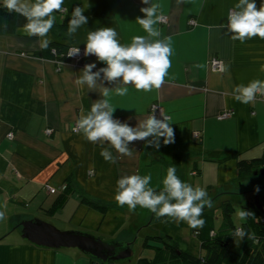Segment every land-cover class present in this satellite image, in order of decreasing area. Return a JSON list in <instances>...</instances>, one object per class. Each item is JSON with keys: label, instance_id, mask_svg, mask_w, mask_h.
I'll return each mask as SVG.
<instances>
[{"label": "crops", "instance_id": "crops-1", "mask_svg": "<svg viewBox=\"0 0 264 264\" xmlns=\"http://www.w3.org/2000/svg\"><path fill=\"white\" fill-rule=\"evenodd\" d=\"M21 2L31 6L35 0ZM249 2H255L257 10L264 5V0ZM238 3L239 0H148L147 4L142 0H64L61 9L69 21L75 8L84 9L82 15L87 22L72 33V46L84 50L88 33L103 27L114 28L117 41L125 47L133 36H146L137 23L138 17L143 18L140 9L160 5V18L154 28L161 34L146 36V40L151 43L171 37V66L161 87L150 92L137 91L131 83L124 84L122 78L108 80L100 71L107 65L95 55H85L78 62L71 60L60 67L40 58L37 54L42 49L41 41L54 42L50 30L46 37L29 36L24 27L9 33L0 31V264H89L91 258L76 249L40 248L21 238L20 223L38 219L36 215L40 213L68 225L67 230L98 235L104 242L128 244L132 256L134 237L145 228L153 230L147 234L149 237L166 235L180 250L194 257L200 255L199 238L194 235L200 227L192 228L175 217H157L154 221L153 213L140 206L130 212L127 205L117 204L114 194L118 179L150 174L146 190L151 188L156 195L163 192L168 198L163 179L167 169L174 167L176 175L189 187L197 183L206 189V197L234 195L239 182L233 155L238 160H256L264 154V96L258 93L251 103L234 99L237 85L264 80V39L245 38L241 43L232 39L234 33L227 28L230 11L242 10L235 7ZM211 59L219 61L221 71L211 69ZM89 64L95 65L94 83H77ZM117 88H127V94L117 96ZM105 89L107 97L103 95ZM105 99L114 108V121L138 131L144 130L142 126L150 118L152 106L157 105L174 130L173 142L165 144L164 138L157 135L125 142L131 153L125 156L106 140L88 142L80 127L73 132L78 121L90 114L92 105ZM223 113L231 115L218 118ZM102 149H107L112 161L100 155ZM69 177L75 190L63 208L49 216L47 210L63 194ZM244 183H239L241 190ZM255 183L240 195L248 193L249 202L258 198L259 204L264 185L258 183L261 186L255 192ZM47 187L55 192L50 194ZM80 194L108 204L109 209L101 213L80 205ZM169 203L176 201L170 199ZM140 214L150 215L151 222H140ZM131 230L130 240L121 238ZM240 241L234 235L231 249H237ZM146 245L161 244L149 241ZM153 256L154 251L148 255Z\"/></svg>", "mask_w": 264, "mask_h": 264}, {"label": "clouds", "instance_id": "clouds-1", "mask_svg": "<svg viewBox=\"0 0 264 264\" xmlns=\"http://www.w3.org/2000/svg\"><path fill=\"white\" fill-rule=\"evenodd\" d=\"M63 2L64 0H35V3L29 6L28 3H22L21 0H2V5L9 12L20 14L27 20L24 30L29 36L46 37L54 23L51 14L54 11H61ZM142 3L147 4L148 0H142ZM235 7L242 8V10L232 11L227 17V28L231 33H234L232 39L239 40L241 43L245 41V38L264 39V5L257 10L255 2L239 0ZM159 8V4H152L150 7L140 9L143 18L138 17L137 23L147 37H156L161 34L158 28H154L160 18L157 15ZM83 11L84 9L80 7L73 10V18L68 24L69 34L74 33L80 25L87 22V17L82 15ZM44 17L50 18L43 19ZM116 36L117 32L112 27H103L89 32L85 55H95L99 61L107 65L100 71L110 81L122 78L124 84L131 83L137 91L150 92L153 89H159L171 66L169 59L172 55L171 37H166L165 41L156 40L150 43L146 40L145 35H135L131 38V44L125 47L117 41ZM49 43L48 39L42 40L41 48H47ZM94 67V64L86 65L84 75L77 83L87 82L91 86L97 75L92 73ZM261 71L264 72V65L261 66ZM127 91V88H117L115 93L117 96H125ZM234 91L238 93L234 96L235 100L240 103H251L258 93L264 96V80H252L247 86L239 84ZM103 95L108 96L107 89L104 90ZM113 111L114 108L105 99L93 104L90 114L78 121V126L83 129L88 142L95 143L97 140H106L118 153L129 156L131 153L125 142L144 140L151 135L163 137L165 144L174 140V130L166 121L157 120L153 116L144 122L142 126L144 130L138 131L114 121L111 118ZM106 153L107 149H102L100 155L106 161H112L111 155ZM151 179L150 174L130 175L118 179L116 182L118 190L114 194V200L121 207L127 205L130 212L140 206L155 213L157 217H175L177 221H184L192 228L203 226L204 220L197 217L202 216V209L208 202L194 204V201H200L207 196L206 189L193 190L176 175L174 167H169L163 179L164 191L168 193V198H166L163 192L156 195L151 188L146 190L145 186ZM255 191H259L258 186ZM169 199L175 200L176 203H169ZM157 206H160L158 210ZM238 215L243 220L252 213L238 211ZM2 218L3 213H0V219ZM236 235L242 238L245 235L244 229H239Z\"/></svg>", "mask_w": 264, "mask_h": 264}, {"label": "trees", "instance_id": "trees-1", "mask_svg": "<svg viewBox=\"0 0 264 264\" xmlns=\"http://www.w3.org/2000/svg\"><path fill=\"white\" fill-rule=\"evenodd\" d=\"M64 15L65 11L62 9L51 14V17L54 18V23L50 32L54 42L48 44L47 48L41 49L37 54L40 58L54 61L55 64L63 63V65L73 60L67 55L69 49L73 47V38L72 34L67 31L69 20ZM26 23L27 20L22 15L9 12L3 7L2 0L0 1V31L2 33L12 32L16 28L24 27ZM233 158L236 160L238 173L236 179L239 183L253 182L256 178L252 176V172L257 169H264V154L256 160H238L235 154ZM72 182L71 177L65 181L63 194L47 210L49 216L63 208L70 194L75 190ZM79 197V204L92 210L104 213L109 209L108 204L85 194H80ZM243 199L245 203L242 205V211L250 212L252 215L243 219V222L237 228L232 223V206L228 201H224L221 206L223 226L217 230L212 229L210 212L208 210L203 211L201 219L204 220V224L199 230L194 231V235L199 238L200 242L201 252L198 257L180 250L178 245L166 235L164 237L156 235L149 237V235H146L141 245L142 250L152 247L154 256L152 258L139 257L136 264H172L174 262H180V264H264V213L257 209L253 202H249L250 196L248 193L243 195ZM246 201H248L247 204ZM259 205L264 208V195L259 199ZM241 228L244 229L245 235L242 238L240 237L239 247L232 250L230 247L232 237ZM149 241L160 243L161 245L158 247L150 245L151 247H148L149 245L146 244ZM89 264H99V262L89 259Z\"/></svg>", "mask_w": 264, "mask_h": 264}, {"label": "water", "instance_id": "water-1", "mask_svg": "<svg viewBox=\"0 0 264 264\" xmlns=\"http://www.w3.org/2000/svg\"><path fill=\"white\" fill-rule=\"evenodd\" d=\"M252 176H264V169L254 170ZM254 205L264 213V208L258 204V198H255ZM20 226L21 238L40 248L76 249L91 259L97 260L99 264H110L112 261L126 260L132 257V250L128 244L104 242L99 238L74 231H60L53 225L38 219L22 221Z\"/></svg>", "mask_w": 264, "mask_h": 264}, {"label": "rangeland", "instance_id": "rangeland-1", "mask_svg": "<svg viewBox=\"0 0 264 264\" xmlns=\"http://www.w3.org/2000/svg\"><path fill=\"white\" fill-rule=\"evenodd\" d=\"M255 178H256V180H254L253 182H257L259 184L264 185V176H258V177H255ZM257 183H255V184H257ZM244 184H245L244 188L242 189L243 192L244 191H248L249 189H251L254 186V184H252V182H250V184H247V182H245ZM259 184L257 185L258 187L261 186ZM192 188H193V190H196L197 188H200V187L196 183V184L193 185ZM247 188H249V189H247ZM242 190L240 189V184L238 183L237 184V188H235V191L233 190V192L236 193L234 195H231V194L230 195L229 194H221V195H219L220 194L219 193V194L216 195L217 197H214L215 195L214 196L212 195V197H206L205 196L200 201H194V204L203 203L205 201L208 202V203H205V207H204L203 211L204 210H208L210 212V214H211V225H212V227L215 230H217L221 226H223V215H222L221 206L223 205L224 201H228L231 204V206H232L231 220H232V223L235 226V228H237L243 222V220L238 215V211H242V206H241L242 203L241 202L243 201V195H240V191H242ZM255 192H257V191H255ZM253 194H254V192H253ZM262 194H264V193H262ZM138 207L139 206H137L136 208H138ZM144 213H147V212L144 211ZM36 216L42 222H45V223H48V224H51V225L53 224V226L56 229L60 230V231H71V230H67L68 229V225H64V224H61V223L57 222V220L50 219L48 216L44 215L43 213H40V214H38ZM139 217H140V220H141L140 222H145V223L151 222L150 215L140 214ZM152 218H153L154 221H156L157 216H156L155 213H153ZM141 230H142V232H141ZM141 230L138 231L137 235L134 237V238H136V243L134 245H132V249H133V251L135 253L134 256H132L130 258V260L129 259L117 260V261H112L110 264H136V260L139 257H148L149 253L153 252L152 248L142 250V246L140 245L143 242L144 238H145L143 236L153 233V230H147L146 228L145 229H141ZM77 231L80 232V233L88 234V235L93 236L95 238H100V237H98V235H93L91 233L84 232V231H79V230H77ZM131 233H132V230H131V232L126 231V232H124L122 234L121 238H129V240H130ZM236 239L237 238H234L233 243H234V241H236ZM70 251H72V250H70ZM172 264H175V263H172Z\"/></svg>", "mask_w": 264, "mask_h": 264}, {"label": "built area", "instance_id": "built-area-1", "mask_svg": "<svg viewBox=\"0 0 264 264\" xmlns=\"http://www.w3.org/2000/svg\"><path fill=\"white\" fill-rule=\"evenodd\" d=\"M230 12H232V11H230ZM229 14H230V13H229ZM160 21H162V22H166V19H165V18H161ZM52 53H54V52H52ZM67 55H68V57H69L70 59H73V60H75V61L78 62V61H80V60H82V59L84 58V56H85V50H84V49H77V48L72 47V48L69 49ZM210 63H211L210 67H211V69H212L213 71H221L222 66H221V64L219 63V61H217V60H215V59H211ZM56 64H58L57 66L60 67L63 63H56ZM59 64H60V65H59ZM58 70H59V69H58ZM229 114H230V113H223V114H221L218 118H220V119L226 118V117H228V116L231 115V114H230V115H229ZM153 116H154L157 120H163V121H166V120L168 119V117H166V116L163 114V112L161 111L160 107H158L157 105H154V106H152V108H151V116H150V118L153 117ZM78 130H80V129H79V126H75V127L73 128V132H77ZM8 138H9V139L12 138V134H11V133L8 134ZM47 190H48V192H49L50 194H53V193L55 192V190L52 189V188H50V187H47Z\"/></svg>", "mask_w": 264, "mask_h": 264}]
</instances>
